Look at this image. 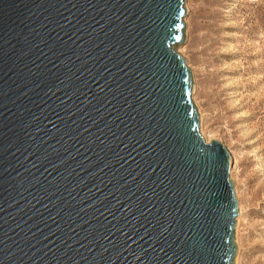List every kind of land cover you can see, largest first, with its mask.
Returning a JSON list of instances; mask_svg holds the SVG:
<instances>
[{
    "label": "water",
    "instance_id": "95a60500",
    "mask_svg": "<svg viewBox=\"0 0 264 264\" xmlns=\"http://www.w3.org/2000/svg\"><path fill=\"white\" fill-rule=\"evenodd\" d=\"M185 0H0V264H236L232 161L192 102Z\"/></svg>",
    "mask_w": 264,
    "mask_h": 264
},
{
    "label": "rangeland",
    "instance_id": "374dc122",
    "mask_svg": "<svg viewBox=\"0 0 264 264\" xmlns=\"http://www.w3.org/2000/svg\"><path fill=\"white\" fill-rule=\"evenodd\" d=\"M185 9L187 50L177 51L191 72L199 130L232 160L242 264H264V0H185Z\"/></svg>",
    "mask_w": 264,
    "mask_h": 264
},
{
    "label": "bare ground",
    "instance_id": "6f19581e",
    "mask_svg": "<svg viewBox=\"0 0 264 264\" xmlns=\"http://www.w3.org/2000/svg\"><path fill=\"white\" fill-rule=\"evenodd\" d=\"M187 8H189L188 6H187ZM186 22H188L187 20H186ZM180 46V48H179V52L183 55L184 54V52L187 50V47L186 46H181V45H179ZM178 52V53H179ZM180 54V55H181ZM181 55V56H182ZM183 57V56H182ZM184 58V57H183ZM184 60H185V58H184ZM185 62H186V60H185ZM186 66H187V63H186ZM188 67V66H187ZM192 90H193V88H192ZM195 90V89H194ZM201 117V121L203 120V118H202V116H200ZM229 154V153H228ZM229 157H230V155H229ZM230 159H231V157H230ZM232 161V160H231ZM236 192H237V196H238V198L240 197V195L238 194L239 192H238V188H236ZM237 198V197H236ZM239 201V200H238ZM241 217H242V206L240 205V202H239V217H237V219H236V222H237V228H238V226H239V222L241 221ZM236 236L238 237V234L236 233ZM238 241H240V239L239 240H236V243H237V246H238V253H237V256H236V264H242V259H241V247H240V245H239V242Z\"/></svg>",
    "mask_w": 264,
    "mask_h": 264
}]
</instances>
